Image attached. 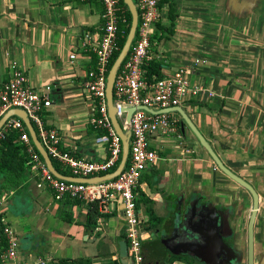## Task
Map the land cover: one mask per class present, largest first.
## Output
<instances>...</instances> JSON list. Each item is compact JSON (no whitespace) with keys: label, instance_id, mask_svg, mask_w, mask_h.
Returning <instances> with one entry per match:
<instances>
[{"label":"crops","instance_id":"0c3cea01","mask_svg":"<svg viewBox=\"0 0 264 264\" xmlns=\"http://www.w3.org/2000/svg\"><path fill=\"white\" fill-rule=\"evenodd\" d=\"M158 1L157 38L149 62L158 64L161 78L191 66L188 80L205 92L179 107L226 168L258 192L264 190V3L247 14L230 0ZM103 10L101 0H0V84L8 81L13 66L22 69L28 86L51 100L38 114L43 128L59 134L63 151L93 161L106 156L105 144L96 142L99 132L90 124L86 89L88 74L97 66ZM198 58L204 63L196 66ZM170 116L172 131L149 137L157 160L144 170L137 187L143 241L149 232L148 210L159 219L157 224L170 226L176 199L168 195L197 192L227 203L248 199L186 126L182 132L181 116ZM31 125L40 142L38 127ZM37 181L33 172L28 194L21 193L27 198L21 211H7L15 194L1 197L4 220L12 226L13 218L21 219L23 251L14 229L21 259L60 264L63 258H88L92 264H119L115 258L125 238L121 209L111 207L99 219L98 230H91L85 225V206L56 202L52 191L37 189ZM61 209L71 212L70 222L57 218Z\"/></svg>","mask_w":264,"mask_h":264},{"label":"built area","instance_id":"2783aa9c","mask_svg":"<svg viewBox=\"0 0 264 264\" xmlns=\"http://www.w3.org/2000/svg\"><path fill=\"white\" fill-rule=\"evenodd\" d=\"M103 4L102 34L96 49L97 66L88 74L87 96L92 110L90 124L99 132L98 144H105V158L90 160L74 157L60 148L61 137L55 130H45L38 114L51 106L48 95L31 89L25 72L12 67L8 81L0 84V118L12 109L23 110L31 124L39 130L40 143L51 160L66 170L69 177L93 179L113 172L121 157V140L115 133L108 117L106 105V81L109 62L117 50L120 25L125 19L118 17L117 0H101ZM138 13V26L132 47L122 63L113 85V104L117 108L116 117L123 130L130 131L129 158L123 172L115 179L99 183L81 184L56 179L44 165L40 155L33 150L32 142L23 122L9 118L0 129V139L10 130L19 132V141L25 145L30 156L31 169L38 178L37 189L53 192L56 202L68 197L84 204L96 203L101 214H108L111 207L121 209L127 242V256L132 264H141L140 236L143 218L138 214L136 200L137 187L144 170L157 160V155L149 149L152 134L167 135L172 131L170 114H152L135 110L130 121H126V110L147 107L163 110L179 107L190 98H196L205 90L194 86L187 78L191 66L178 68L171 76L147 83L143 79L144 65L151 59V45L154 26L160 17L158 0H133ZM72 54L70 59L73 60ZM204 63L194 60V65ZM212 96V94L209 93ZM4 201L0 197V214ZM98 230V228H97ZM0 264H47L37 259L26 262L19 254V240L13 227L3 217L0 219Z\"/></svg>","mask_w":264,"mask_h":264},{"label":"water","instance_id":"95a60500","mask_svg":"<svg viewBox=\"0 0 264 264\" xmlns=\"http://www.w3.org/2000/svg\"><path fill=\"white\" fill-rule=\"evenodd\" d=\"M123 4L126 6L131 22L129 26V31L124 41L122 48L120 49L116 59L114 60L112 66L109 69L106 81V105L108 111V117L110 119L111 125L115 133L119 136L121 140V157L117 168L104 176L96 177L93 179H80L73 178L69 176H64L58 173L53 166V163L48 156L47 152L39 142L30 120L28 119L26 113L20 109L9 110L0 118V129L4 123L9 119L16 117L23 122L26 126L28 134L30 136L31 142L35 147L36 151L40 155L44 165L48 171L58 180L66 182H75L81 184L89 183H99L103 181H109L117 178L125 169L128 158H129V140L130 131L123 130L117 117V108L113 104V85L116 75L127 57L133 41L135 39L136 30L138 26V13L133 0H122ZM233 5H237L240 9L244 7L246 13H250L264 3V0H230ZM240 3V5L237 4ZM242 5V7H241ZM144 110L152 114H171L177 113L181 116V130L183 132L185 126L191 131V133L196 138L199 145L204 149V151L211 158L215 166L230 180L235 184L247 191L252 201L251 215L248 224V239H249V253L251 259V251L253 246V223L255 216L257 214L259 205V194L256 189L243 178L239 177L228 168L224 166L218 156L215 154L209 143L204 139L200 132L196 129L191 119L188 117L187 113L181 107H173L158 111H153L147 107H140L138 109L129 108L126 110L127 116L126 121L129 122L131 115L135 110ZM197 196L196 198H190V195ZM167 199H176L174 202L175 208L173 209V219L170 226L166 225L164 222L160 227L150 228L147 233V240L142 241L143 251L150 257H152L151 252L159 251L162 254L169 251L175 256L187 255L196 260L210 264L214 260L230 262L226 253L232 251L231 247L227 245L222 236L230 233L229 224L224 221V217L219 218V214H224L223 211L218 212L214 204L210 202L207 198L201 196L197 192L187 193L181 192L176 198L167 196ZM205 201V202H203ZM183 205V207H181ZM182 229V236H181ZM223 233V234H222ZM182 239V240H181ZM221 252V253H220ZM215 257V258H214ZM214 258V259H213ZM119 264H132V259L127 256V244L126 241L119 242L118 257L116 258ZM153 259V257H152Z\"/></svg>","mask_w":264,"mask_h":264},{"label":"trees","instance_id":"16d2710c","mask_svg":"<svg viewBox=\"0 0 264 264\" xmlns=\"http://www.w3.org/2000/svg\"><path fill=\"white\" fill-rule=\"evenodd\" d=\"M118 1V17L125 19V23L120 25V31L118 35L117 41V50L113 53L110 62L109 68L112 66L114 60L116 59L120 49L122 48L126 36L129 31V26L131 22L130 14L123 4L122 0ZM159 7L161 6V1H158ZM170 19L173 21L175 16L173 14L170 15ZM170 28V27H169ZM168 28V31H169ZM152 41L156 39V33L152 36ZM144 74L143 79L147 83H152L155 80L160 79V75L158 74V64L153 62H147L144 65ZM19 132L16 130H10L2 139H0V197H7L9 194H18V193H27L29 192V184L28 180L30 176H32L33 171L31 169V161L30 156L27 152V148L23 143L19 141ZM33 146V144H32ZM33 150L35 152L36 149L33 146ZM38 153V152H37ZM53 166L56 171L61 175L68 176L70 175L66 170L62 169L54 160H51ZM64 204L68 205H80L85 206L86 208V216H85V225L87 228L91 230H95L98 227L99 219H104L108 215L101 214L98 211V207L96 203L84 204L79 201L72 200L68 197L64 198ZM137 205V200L135 201ZM148 220L146 223L145 229H148L156 226L159 222V219L153 215L152 211L148 210ZM2 214H0V219ZM60 219L70 222L71 212L61 209L60 210ZM171 261H179L178 256H173ZM60 264H92L91 259H82V258H63L59 260Z\"/></svg>","mask_w":264,"mask_h":264},{"label":"flooded vegetation","instance_id":"af4514ba","mask_svg":"<svg viewBox=\"0 0 264 264\" xmlns=\"http://www.w3.org/2000/svg\"><path fill=\"white\" fill-rule=\"evenodd\" d=\"M241 189L247 193L246 190H244L243 188ZM257 193L259 194V205L253 223V246L251 251V259L249 253V236L247 231L252 208V201L249 194H246L248 199L245 198L240 203H227L217 202L211 199L209 200L214 204L218 212H224V214H219V218L225 216L224 221L226 219V222L229 224L231 232L227 233V235H223L222 238L223 241L232 249L231 252L226 253L230 262L218 261L216 259L210 264H264V190L259 192L257 191ZM196 197L197 196H194L192 194L190 195V198ZM181 207H183V205H181ZM160 225L161 224H156V226H153L152 228L160 227ZM182 232L183 231L181 229V236ZM142 241L143 236L141 234V264L145 263L148 257V255L142 249ZM151 255L153 257V264H206L187 255L178 256L179 261H171V258H173L174 255L171 254L169 251L165 252V254H163L162 256L156 255L154 253Z\"/></svg>","mask_w":264,"mask_h":264},{"label":"rangeland","instance_id":"374dc122","mask_svg":"<svg viewBox=\"0 0 264 264\" xmlns=\"http://www.w3.org/2000/svg\"><path fill=\"white\" fill-rule=\"evenodd\" d=\"M27 201V198L26 197H24L22 194H20V193H18V194H16L15 195V197H14V199L12 200V202H9V208L7 209V211L8 212H10V211H14V213H15V211L17 212L18 210H23L24 209V207H23V205L25 204V202ZM28 202H29V200H28ZM13 209H15V210H13ZM28 211H31V210H28ZM11 213V212H10ZM57 218H60V212L57 214ZM21 219L19 218V219H14L13 218V221H12V227H13V229H16L17 230V233L20 235V232H21V229L23 228L22 227V225H21ZM24 230V229H23ZM21 236V235H20ZM20 238V249H21V251H23L25 248L22 246V245H25V242H24V238H23V236H21V237H19ZM30 240V239H29ZM31 241V240H30ZM156 254V255H160V256H162L163 254L161 253V252H159V251H153V252H151V254ZM153 259H152V257L150 256H148L147 257V261L145 262V263H143V264H153Z\"/></svg>","mask_w":264,"mask_h":264}]
</instances>
